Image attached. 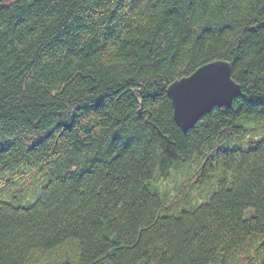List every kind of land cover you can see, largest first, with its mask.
I'll list each match as a JSON object with an SVG mask.
<instances>
[{
  "label": "trees",
  "instance_id": "16d2710c",
  "mask_svg": "<svg viewBox=\"0 0 264 264\" xmlns=\"http://www.w3.org/2000/svg\"><path fill=\"white\" fill-rule=\"evenodd\" d=\"M216 60L241 94L183 131ZM0 264H264V0H0Z\"/></svg>",
  "mask_w": 264,
  "mask_h": 264
},
{
  "label": "water",
  "instance_id": "95a60500",
  "mask_svg": "<svg viewBox=\"0 0 264 264\" xmlns=\"http://www.w3.org/2000/svg\"><path fill=\"white\" fill-rule=\"evenodd\" d=\"M167 94L175 122L187 131L214 107H230L240 96L241 86L232 79L230 63L216 60L172 82L167 87Z\"/></svg>",
  "mask_w": 264,
  "mask_h": 264
},
{
  "label": "rangeland",
  "instance_id": "374dc122",
  "mask_svg": "<svg viewBox=\"0 0 264 264\" xmlns=\"http://www.w3.org/2000/svg\"><path fill=\"white\" fill-rule=\"evenodd\" d=\"M183 177L182 170L179 168H173L169 167L168 171L166 172L164 176V180L162 182L161 188H170L171 193H175V189L177 187V184H179V181H181ZM207 188V187H206ZM206 188L203 187H194L191 189V195L193 196V201H202L206 197ZM31 195H28L26 200H30Z\"/></svg>",
  "mask_w": 264,
  "mask_h": 264
},
{
  "label": "snow or ice",
  "instance_id": "6c2138e0",
  "mask_svg": "<svg viewBox=\"0 0 264 264\" xmlns=\"http://www.w3.org/2000/svg\"><path fill=\"white\" fill-rule=\"evenodd\" d=\"M222 87H225L226 88V85H222Z\"/></svg>",
  "mask_w": 264,
  "mask_h": 264
}]
</instances>
